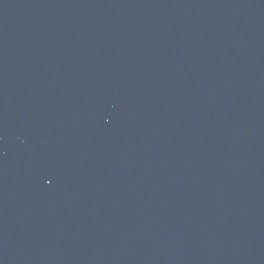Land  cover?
Segmentation results:
<instances>
[{
  "label": "water",
  "instance_id": "obj_1",
  "mask_svg": "<svg viewBox=\"0 0 264 264\" xmlns=\"http://www.w3.org/2000/svg\"><path fill=\"white\" fill-rule=\"evenodd\" d=\"M0 264H264V0H0Z\"/></svg>",
  "mask_w": 264,
  "mask_h": 264
}]
</instances>
